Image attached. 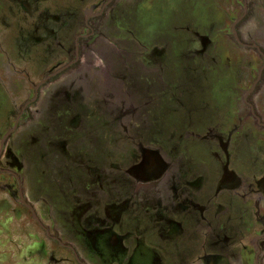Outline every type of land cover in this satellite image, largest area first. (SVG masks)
Segmentation results:
<instances>
[{
    "label": "rangeland",
    "instance_id": "1",
    "mask_svg": "<svg viewBox=\"0 0 264 264\" xmlns=\"http://www.w3.org/2000/svg\"><path fill=\"white\" fill-rule=\"evenodd\" d=\"M104 1L33 0L36 12L29 17L13 0H0V133L16 125L15 115L29 87L37 84L40 76L58 59L71 61L73 37L79 33L82 22L81 10L100 6ZM237 4L238 0H233L235 10H238ZM108 12L110 15L101 35L94 41L92 53L85 50L81 69L83 74L91 72V68L86 70L95 59L98 66L94 72L108 73V77L90 73L82 78L81 85L71 96L65 95L60 103L55 101L48 112L45 108L49 100L46 101L32 120V124H36L33 130L27 133L32 128L28 127L21 131L18 142L23 136L29 138L33 134H40L37 136L40 142L49 129V134L54 136L51 128L56 127L59 120L64 127L68 122L78 121L72 151L83 161V166L76 170L78 176L74 180H82L87 167L94 164L98 169L97 178H117V186H124L126 174H134V171L132 175L128 172L133 170L143 151L156 150L170 155L173 168L181 171L180 184L185 186L175 196L177 207L174 206L171 225L176 238L184 242L190 240L192 252L196 254L203 232L210 235L209 239L206 236L209 241L211 234L214 236L219 230L215 213L230 212L224 210V203L236 206L231 201L232 193L219 182L221 167L207 154L208 145L203 142V134L215 124V114L223 116L226 113V107L240 108V116L246 118L245 110L237 102L240 95L233 92L234 85L225 99L218 92V70L213 62L218 57L216 50L203 52V38L215 35L219 12L213 0H119ZM48 16H57L58 23L53 25L56 30L62 25L55 36L49 34L52 27L43 26ZM255 25L260 27L259 34L264 39V11ZM205 43L210 44V40L205 39ZM207 61L214 66H209ZM255 63L249 68L255 69ZM242 69L247 70L241 68V73L245 72ZM74 77L76 74L70 72L51 86L46 92L48 98L55 91L61 94L67 89L71 91ZM253 79V73L248 71L244 86H250ZM258 100L264 110V89ZM129 103L137 104L140 121L125 117L136 111L128 107ZM126 122L132 123L126 125ZM39 126L41 131L34 132ZM71 128L68 130L72 132L75 126ZM20 130L21 127L16 135ZM238 137L247 153L256 157L264 153L263 137L257 136L254 142L249 141L247 133L239 132ZM60 154L63 155L58 153L59 158L54 159L45 156L43 161L48 175L57 177L66 172L58 162L63 160ZM263 164L262 155L257 168L261 169ZM0 180L5 179L0 177ZM2 199L0 197V219L13 216L9 199L5 202ZM17 217L21 225L25 223L22 214L17 213ZM256 218L262 226L264 216L256 214ZM154 219V216L150 218ZM10 221L11 218L4 222L6 229ZM20 224L10 229L12 235L17 234V254L25 257L29 252H40L38 239L33 232L30 236L31 231ZM260 226L255 231L252 229L253 235L259 234ZM10 242L1 239L0 247L7 250ZM207 252L214 250L207 245ZM30 259L20 264H40L37 256Z\"/></svg>",
    "mask_w": 264,
    "mask_h": 264
},
{
    "label": "flooded vegetation",
    "instance_id": "2",
    "mask_svg": "<svg viewBox=\"0 0 264 264\" xmlns=\"http://www.w3.org/2000/svg\"><path fill=\"white\" fill-rule=\"evenodd\" d=\"M13 2L21 5L27 16L35 15L33 0ZM115 3L119 4V0H106L100 6L95 4L81 10L82 22L79 33L73 37L71 61L58 59L40 76L37 84L29 87L15 115L16 125L0 133V177L5 179L0 180V197L4 202L9 199L14 214L0 219V241H11L7 250L0 247V264H20L30 261L33 255L40 264H264V222L260 226L256 218V214L264 216V164L261 169L257 168L264 153L258 157L247 153L238 137L240 132L247 133L251 142L257 136L264 138V110L258 100L264 89V39L259 34L260 27L255 25L264 11L262 0H238V10L233 8V0H213L219 12V25L214 36L203 38V52L216 50L218 56L213 62L218 70L221 98H227L234 85L233 92L240 95L237 102L246 111V118L240 116V108L226 107V113L215 114V124L203 134L207 154L221 167L219 182L232 193L231 201L236 206L227 202L223 208L230 212L215 213L219 230L214 236L211 234L209 241L206 236L209 239L210 235L203 232L196 254L192 252L191 241L177 239L171 225L172 212L174 206L177 207L175 196L185 186L181 185V171L173 168L170 155L156 150L143 151L133 170L128 172L132 175L134 171V174H126L124 186H117V178H97L98 169L94 164L87 167L82 180H74L78 176L76 170L83 166V161L72 151L78 121L68 122L64 127L59 120L56 127L51 128L54 136L49 134V129L40 142L37 137L40 134L23 136L18 142L21 131L36 125L32 120L46 101L49 100L45 108L48 112L55 101L60 103L65 95L71 96L81 85L82 78L90 73L108 77V73L94 72L98 66L95 59L86 70L91 68V72L83 74L81 69L85 50L92 53L94 41L101 35L110 15L108 11ZM55 22L58 23L57 16H48L43 23L44 27H52L48 31L54 36L62 30V25L56 30ZM205 39H209L210 44L206 45ZM213 62L207 61V64L212 67ZM254 62L256 68L250 69L249 65ZM241 68H247L242 69L246 73H241ZM248 71L253 73L254 79L245 87ZM70 72L76 74L71 91L67 89L65 94L55 91L48 98L47 90ZM213 78L211 75L210 79ZM128 105L136 111L131 116L125 113V117L140 121L137 104ZM71 126H75L72 132L68 130ZM32 130L33 127L27 133ZM35 131L39 133L41 126ZM58 153L63 154H60L63 160L58 162L66 172L55 177L48 175L43 160L45 156L59 158ZM6 180L8 182L4 183ZM17 213L23 215L24 224L18 221ZM153 216L154 221L150 220ZM10 218L6 229L4 222ZM19 224L38 239L40 252H29L25 257L17 254V234L12 235L10 229ZM257 226L261 228L255 236L252 229L255 231ZM207 245L213 248V253L207 252ZM3 256L9 260H3Z\"/></svg>",
    "mask_w": 264,
    "mask_h": 264
}]
</instances>
